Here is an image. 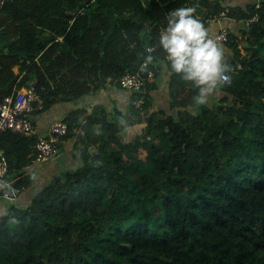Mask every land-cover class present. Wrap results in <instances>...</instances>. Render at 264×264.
Returning <instances> with one entry per match:
<instances>
[{"label":"trees","instance_id":"trees-1","mask_svg":"<svg viewBox=\"0 0 264 264\" xmlns=\"http://www.w3.org/2000/svg\"><path fill=\"white\" fill-rule=\"evenodd\" d=\"M185 6L212 35L227 28L231 84L199 106L198 89L172 73L170 101L143 112L170 67L167 12ZM148 55L144 74L155 63L160 73L142 108L128 91L126 111L99 103L64 118L67 167L28 172L38 136L1 135L11 187L30 196L0 215V264H264V0H0V104L31 84L44 104L34 116L91 103Z\"/></svg>","mask_w":264,"mask_h":264},{"label":"clouds","instance_id":"clouds-1","mask_svg":"<svg viewBox=\"0 0 264 264\" xmlns=\"http://www.w3.org/2000/svg\"><path fill=\"white\" fill-rule=\"evenodd\" d=\"M196 13L195 6L180 7L169 13L159 44L170 63V74L180 75L183 80L192 83L198 89L195 104L204 106L219 94L220 88L231 84V68L225 61L220 41L210 33ZM152 62L153 57L148 55L142 70ZM120 124L125 125L126 121L121 118ZM4 187L9 188L4 194L11 197V186L0 184V188Z\"/></svg>","mask_w":264,"mask_h":264},{"label":"built area","instance_id":"built-area-1","mask_svg":"<svg viewBox=\"0 0 264 264\" xmlns=\"http://www.w3.org/2000/svg\"><path fill=\"white\" fill-rule=\"evenodd\" d=\"M174 10L175 9H171L167 12L168 19L169 13ZM78 13H84L83 9L79 10ZM198 16L202 18L203 14L199 13ZM207 20L210 21V19ZM219 24H222L221 20ZM165 28L166 26L163 28L162 32ZM220 28L221 31L215 33L213 36L221 43V41L227 39L228 31L226 27L221 26ZM149 50L152 51L153 47H148V51ZM164 60L168 62L166 55L164 56ZM144 63L145 61L143 64ZM15 68L18 69L19 65ZM143 70L142 67L138 70L132 71L127 69L124 72H121L118 78V83L123 89L142 93V96L135 100V104L141 108L148 100L146 98V84L155 80L157 72L160 73V66L158 63H155V67L149 69L146 75ZM43 108L44 104L42 98L34 84H31L28 88L25 87L17 90V92H12L10 95L6 96L5 100L0 104V137L4 132L8 131L26 136L32 134L38 136V141L35 145L37 154L32 158V164L45 163L55 158L59 154V144L62 141L63 136H65L69 130L68 122L64 119H58L50 123L45 133L38 132L34 124V114L36 111ZM10 176L9 166L5 158L2 156L0 159V184L6 183L7 185L12 186L14 178H10ZM11 189L13 190V194L11 197H8L4 193L8 192L9 188H0V200L6 199L9 201L13 199L18 189L14 187H11Z\"/></svg>","mask_w":264,"mask_h":264},{"label":"crops","instance_id":"crops-1","mask_svg":"<svg viewBox=\"0 0 264 264\" xmlns=\"http://www.w3.org/2000/svg\"><path fill=\"white\" fill-rule=\"evenodd\" d=\"M169 76L170 67L167 64L163 63L162 73L157 77L156 80V87L150 88L148 91L150 93L151 100L154 99L158 103L157 109L170 101ZM128 95V90L118 87L115 82L107 83V85L104 86L101 91L92 94L94 98L93 102L91 101V103H86V98H79L73 102H57L44 112L36 114L34 116L36 129L40 133H45L51 122L58 119H64L74 108H77L79 106L90 111L91 105L101 103L102 107L104 106L109 110L118 108L120 110L126 111ZM73 144L74 141H66L65 139H63L61 141V150L55 158L48 161V163L46 162L45 164H42L40 166L39 163L31 165L30 167H28V172H35L36 174H40L39 168L41 167L49 168L51 171L50 173L53 174L60 166L63 168L67 167L68 162H73L75 159V157L73 156ZM23 188L25 187H22L21 189ZM21 189L18 188V194L16 193L14 195L13 202L25 204L30 195L28 192H21ZM8 203L9 201L6 199L0 201V215L3 214L8 208Z\"/></svg>","mask_w":264,"mask_h":264},{"label":"rangeland","instance_id":"rangeland-1","mask_svg":"<svg viewBox=\"0 0 264 264\" xmlns=\"http://www.w3.org/2000/svg\"><path fill=\"white\" fill-rule=\"evenodd\" d=\"M75 14H77V11L75 12ZM149 101H150L151 104L149 103L148 107L145 108V109L143 110V112H145V110H147V112H151V111H153V110H157L158 103H157L154 99L151 100V98H149ZM142 126H144L143 123L140 124V125H137L136 128H138V127L141 128ZM138 130H139V129H138ZM133 136H134V133H133V131L130 130V128H129V130H128L127 134H126V137H133ZM145 154H146L145 151H142V156H145ZM62 165H64V164H62ZM45 172H47V171H45ZM50 177H51V176H50L49 173H48L46 176H44V178H45V182H43V183H47Z\"/></svg>","mask_w":264,"mask_h":264}]
</instances>
